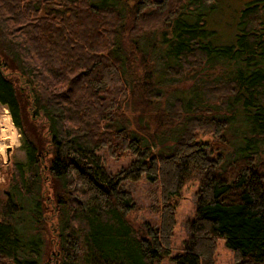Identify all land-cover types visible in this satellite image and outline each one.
<instances>
[{
  "label": "trees",
  "instance_id": "trees-1",
  "mask_svg": "<svg viewBox=\"0 0 264 264\" xmlns=\"http://www.w3.org/2000/svg\"><path fill=\"white\" fill-rule=\"evenodd\" d=\"M215 2L0 0V104L26 157L0 197V264H41L46 234L56 264H162L192 178L173 264H217L220 239L234 264H264V3L242 10L236 45L214 46L184 16ZM141 179L158 220L135 226Z\"/></svg>",
  "mask_w": 264,
  "mask_h": 264
},
{
  "label": "rangeland",
  "instance_id": "rangeland-1",
  "mask_svg": "<svg viewBox=\"0 0 264 264\" xmlns=\"http://www.w3.org/2000/svg\"><path fill=\"white\" fill-rule=\"evenodd\" d=\"M252 1L256 0H216L212 9L196 8L189 14L186 13L187 15L184 17L190 22H195L198 18L204 20V26L207 30L206 37L204 38L205 42H210L214 46H232L236 45L237 37L240 32L239 21L241 12L245 6ZM3 120L6 122L10 120L9 124L14 129L15 134H17L16 140H10L8 137L9 133L4 131ZM21 139V133L14 124L9 109L7 106L0 104V197L8 190V182L12 177L15 163L24 162L26 160L25 152L21 147ZM211 143H215V141ZM226 148V155L233 152L234 147L227 146ZM9 149L10 151L8 152ZM128 162V158L119 160L108 158L110 168L114 170H118ZM47 181L49 182V180ZM44 184L51 188V185L47 182ZM128 185L133 190L138 205L136 211L129 215L131 222L135 226H139L145 222L157 221L158 214L155 212L154 208L157 204L159 191L156 185L151 184L146 179L130 182ZM198 190L199 181L196 178H192L184 185L180 191L179 197L175 200L177 204V224L172 237L173 249L170 256L167 257L162 264H173L170 257L177 253L178 248L182 246L190 236V224L196 216ZM50 202L51 199L47 200L49 209H51ZM51 215L52 210L48 213V217L51 218ZM54 217L56 219V215H54ZM52 219L54 220L53 217ZM49 221L51 222V220ZM46 237L52 249H50L48 255L42 259L41 264H56V256L54 255V253H56V248L53 245V236L46 234ZM217 264H234L233 252L227 246L224 239L218 241Z\"/></svg>",
  "mask_w": 264,
  "mask_h": 264
},
{
  "label": "bare ground",
  "instance_id": "bare-ground-1",
  "mask_svg": "<svg viewBox=\"0 0 264 264\" xmlns=\"http://www.w3.org/2000/svg\"><path fill=\"white\" fill-rule=\"evenodd\" d=\"M7 118V117H6ZM4 121V120H3ZM9 122H10V120H9ZM9 122H6V121H4L3 122V126H4V131H6V132H8L9 133V138H10V140H16V135L17 134H15V132H14V129L12 128V126L9 124ZM2 125V124H1ZM2 128V127H1ZM6 136V135H5ZM3 137V136H2ZM4 139V138H3Z\"/></svg>",
  "mask_w": 264,
  "mask_h": 264
},
{
  "label": "water",
  "instance_id": "water-1",
  "mask_svg": "<svg viewBox=\"0 0 264 264\" xmlns=\"http://www.w3.org/2000/svg\"><path fill=\"white\" fill-rule=\"evenodd\" d=\"M10 151V149L8 150V152Z\"/></svg>",
  "mask_w": 264,
  "mask_h": 264
}]
</instances>
